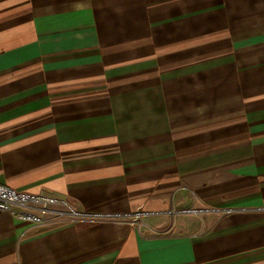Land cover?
Wrapping results in <instances>:
<instances>
[{
  "label": "crops",
  "instance_id": "crops-1",
  "mask_svg": "<svg viewBox=\"0 0 264 264\" xmlns=\"http://www.w3.org/2000/svg\"><path fill=\"white\" fill-rule=\"evenodd\" d=\"M0 186L99 218L0 264H264V0H0Z\"/></svg>",
  "mask_w": 264,
  "mask_h": 264
},
{
  "label": "built area",
  "instance_id": "built-area-1",
  "mask_svg": "<svg viewBox=\"0 0 264 264\" xmlns=\"http://www.w3.org/2000/svg\"><path fill=\"white\" fill-rule=\"evenodd\" d=\"M0 212L11 213L15 218L34 227L65 220L77 222L99 219L91 214L79 213L66 201L53 196L16 193L2 186H0ZM100 219L113 220V217L106 216Z\"/></svg>",
  "mask_w": 264,
  "mask_h": 264
}]
</instances>
